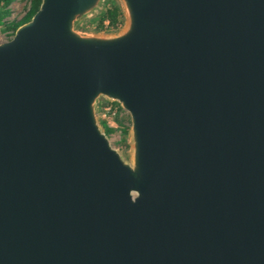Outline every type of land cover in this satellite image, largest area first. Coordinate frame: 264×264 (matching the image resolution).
<instances>
[{"label": "water", "instance_id": "1", "mask_svg": "<svg viewBox=\"0 0 264 264\" xmlns=\"http://www.w3.org/2000/svg\"><path fill=\"white\" fill-rule=\"evenodd\" d=\"M114 1L0 43V264H264V0Z\"/></svg>", "mask_w": 264, "mask_h": 264}, {"label": "rangeland", "instance_id": "2", "mask_svg": "<svg viewBox=\"0 0 264 264\" xmlns=\"http://www.w3.org/2000/svg\"><path fill=\"white\" fill-rule=\"evenodd\" d=\"M112 6H118L114 0H109L106 4L102 14L93 21L94 27L98 30L97 23L105 15L107 10ZM34 3L32 0H12L8 6L5 7L3 0H0V16L7 10L9 13L3 16L0 24V43L10 41L16 30L24 23L25 19L32 12ZM122 12V11H121ZM124 17L122 13L121 22L114 27L109 20L104 22V29L102 32H113L123 26ZM99 114L102 124L105 129L109 128V138L112 145L124 151L126 154L130 151L129 133L132 126L130 114L124 110L118 103H111L105 99L101 100L99 106Z\"/></svg>", "mask_w": 264, "mask_h": 264}, {"label": "trees", "instance_id": "3", "mask_svg": "<svg viewBox=\"0 0 264 264\" xmlns=\"http://www.w3.org/2000/svg\"><path fill=\"white\" fill-rule=\"evenodd\" d=\"M12 0H3V2L5 3V7L8 6V4L11 3ZM34 3V8L32 10V12L29 14V16H27V18L25 19L24 23L28 22L31 20V18L34 16V14L39 10L40 5H41V1L42 0H32ZM9 13V11H5L3 16L7 15ZM3 16H0V24H1V20L3 18ZM122 19V12L120 7L118 6H112L111 8H109L107 10V12L105 13V15L98 21L97 23V27L98 30H102L104 29V22L109 20L110 23L116 27V25H118V23L121 22ZM107 134L110 133V129L106 128Z\"/></svg>", "mask_w": 264, "mask_h": 264}]
</instances>
